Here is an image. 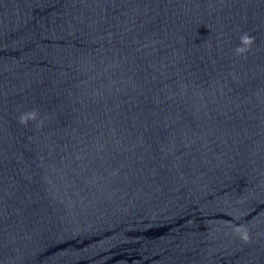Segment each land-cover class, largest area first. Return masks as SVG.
Listing matches in <instances>:
<instances>
[{"label":"water","instance_id":"95a60500","mask_svg":"<svg viewBox=\"0 0 264 264\" xmlns=\"http://www.w3.org/2000/svg\"><path fill=\"white\" fill-rule=\"evenodd\" d=\"M0 264H264V0H0Z\"/></svg>","mask_w":264,"mask_h":264},{"label":"clouds","instance_id":"9594fccd","mask_svg":"<svg viewBox=\"0 0 264 264\" xmlns=\"http://www.w3.org/2000/svg\"><path fill=\"white\" fill-rule=\"evenodd\" d=\"M240 41H241V45L242 46H237V48L235 50L237 55H243L244 53H246L250 49L252 43L254 42L253 38L250 37L248 34H243L240 37ZM36 116H37V114L34 113V112L33 113H28V114H22L20 116V123L26 125L29 119H33L34 120V119H36ZM40 123H43V121H41ZM237 231L239 232L240 229H237ZM241 238L244 239V240H247L248 236L245 233Z\"/></svg>","mask_w":264,"mask_h":264}]
</instances>
